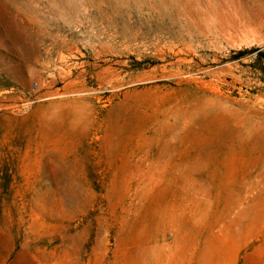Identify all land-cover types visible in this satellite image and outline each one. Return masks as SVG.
<instances>
[{"label":"rangeland","instance_id":"obj_1","mask_svg":"<svg viewBox=\"0 0 264 264\" xmlns=\"http://www.w3.org/2000/svg\"><path fill=\"white\" fill-rule=\"evenodd\" d=\"M0 264H264V0H0Z\"/></svg>","mask_w":264,"mask_h":264},{"label":"bare ground","instance_id":"obj_2","mask_svg":"<svg viewBox=\"0 0 264 264\" xmlns=\"http://www.w3.org/2000/svg\"><path fill=\"white\" fill-rule=\"evenodd\" d=\"M206 112V111H205ZM179 129H180V127H179ZM183 130V129H182ZM251 131V130H250ZM247 132H249V131H247ZM237 133V132H236ZM239 134V133H238ZM242 137V136H241Z\"/></svg>","mask_w":264,"mask_h":264}]
</instances>
